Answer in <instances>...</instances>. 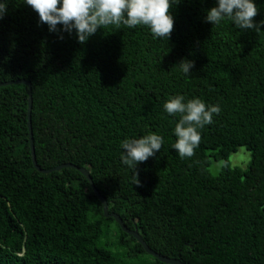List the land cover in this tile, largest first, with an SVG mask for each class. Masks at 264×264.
I'll use <instances>...</instances> for the list:
<instances>
[{
	"label": "trees",
	"instance_id": "obj_1",
	"mask_svg": "<svg viewBox=\"0 0 264 264\" xmlns=\"http://www.w3.org/2000/svg\"><path fill=\"white\" fill-rule=\"evenodd\" d=\"M253 18L264 20V0ZM215 0H181L168 40L145 26L98 28L84 43L49 32L22 0L0 18V83H30V128L41 169L88 170L108 211L157 253L185 264H264V24L239 30L204 17ZM58 29L60 26H57ZM62 36V38H60ZM192 60L191 75L175 66ZM219 104L192 157L171 148L170 95ZM28 86L0 85V264H172L123 231L78 169L42 172L31 159ZM156 132L161 150L137 165L120 142ZM239 146L243 168L228 157ZM211 158L223 160L209 170Z\"/></svg>",
	"mask_w": 264,
	"mask_h": 264
},
{
	"label": "clouds",
	"instance_id": "obj_2",
	"mask_svg": "<svg viewBox=\"0 0 264 264\" xmlns=\"http://www.w3.org/2000/svg\"><path fill=\"white\" fill-rule=\"evenodd\" d=\"M38 14L40 23L49 32L75 33L79 43L86 42L98 28L125 25L148 28L154 39L168 40L174 18L170 9L181 0H22ZM8 0H0V18L7 12ZM258 11L255 0H215L206 10L205 21L212 26L230 22L236 29L259 31L260 24L253 18ZM60 26L58 29L57 26ZM62 38V36L60 37ZM175 66L185 76H190L192 60L182 58ZM163 110L171 117L178 116L173 128L175 142L171 148L183 159L192 157L199 146L201 130L213 123L214 115L221 112L219 104H206L200 98L187 99L183 94L170 95L163 103ZM163 137L150 132L128 137L120 142V161L130 169L133 184H139L137 165L161 150Z\"/></svg>",
	"mask_w": 264,
	"mask_h": 264
},
{
	"label": "water",
	"instance_id": "obj_3",
	"mask_svg": "<svg viewBox=\"0 0 264 264\" xmlns=\"http://www.w3.org/2000/svg\"><path fill=\"white\" fill-rule=\"evenodd\" d=\"M17 82L24 83V84H26L28 86L29 98H28V112H27L28 114L27 115H28V127H29V136H30L31 159H32L33 165L36 167V169H38V170H40L42 172H49V171H52V170H59L60 168L65 167V166L75 167L81 173H83L85 175V177L88 179L93 191L95 192L96 196L98 197V199L102 203V209H103V213H104L105 216H112L115 219V221L120 225V227H121V229L123 231L133 235L142 244L144 250L147 253L155 256L160 261L165 262V263H172V264H185L182 261H180L179 259H175V258H171V257H167V256H164V255H161V254L157 253L156 251H154L153 249H151L145 243V241L143 240V238L137 232L136 229L131 230V229L127 228L125 226L124 222L122 221L121 217L118 214H116L114 212H109L108 211V205H107V202H106L105 198L99 193V191L94 186L93 181H92L87 169H85L84 167H76L75 165L70 164V163H63V164L57 165V166H55L53 168H50V169H41L37 165L36 160H35L34 146H33L32 133H31V128H30V119H29V117H30V115H29L30 114V107H31L30 83L27 80L20 79V80H16V81L2 82V83H0V85L10 84V83H17Z\"/></svg>",
	"mask_w": 264,
	"mask_h": 264
},
{
	"label": "rangeland",
	"instance_id": "obj_4",
	"mask_svg": "<svg viewBox=\"0 0 264 264\" xmlns=\"http://www.w3.org/2000/svg\"><path fill=\"white\" fill-rule=\"evenodd\" d=\"M251 159L250 151L245 146H239L235 151L231 152L228 157V163L231 166H240L245 168ZM223 160H214L211 158L209 170L216 174L220 171Z\"/></svg>",
	"mask_w": 264,
	"mask_h": 264
}]
</instances>
